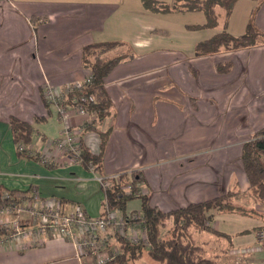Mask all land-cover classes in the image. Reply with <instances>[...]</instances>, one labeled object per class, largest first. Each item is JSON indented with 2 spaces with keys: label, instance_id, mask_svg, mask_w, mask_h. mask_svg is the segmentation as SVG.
I'll return each mask as SVG.
<instances>
[{
  "label": "crops",
  "instance_id": "1",
  "mask_svg": "<svg viewBox=\"0 0 264 264\" xmlns=\"http://www.w3.org/2000/svg\"><path fill=\"white\" fill-rule=\"evenodd\" d=\"M160 1L173 4L175 0ZM256 8L254 22L264 32V2L257 7L256 0H237L228 16L220 6L217 12L224 14L223 26L238 36L246 31ZM162 15L146 8L142 0H0V185L19 195H35L39 203L60 202L66 211L79 206L90 216L100 215L104 200L100 176L56 146L68 124L80 130L84 144L96 153L101 151L100 133L108 132L104 177L140 171L143 194L164 212L214 198L219 187L227 190L237 184H232L234 177L241 191L250 195L244 170L234 174L233 168L226 167L223 178L219 174L220 157L222 161L233 157L232 143L221 148L217 141L212 147L204 144L203 151V139L250 138L264 126V44L208 57L194 55L195 48L188 53L167 49L159 45L165 30ZM102 41L124 43L106 56L120 54L122 47L130 49L129 56L105 78L112 99L109 115L96 122L94 113L68 106V118L57 114L59 125H50L53 107L44 105L43 91L65 90L83 82L90 70L83 65L82 47ZM222 55L233 62L232 72L225 77L216 71ZM171 82L180 92L172 97ZM224 83L229 92L248 85L260 93L257 109L251 116L246 114L245 124L240 121L244 111L238 110L226 115L223 130H205L203 116L212 115L216 101L200 99L192 113L189 96ZM251 96H245L247 105ZM11 116L33 125L31 150L40 161L19 156ZM172 156L178 159L169 161ZM136 199L140 200L137 208L128 209L132 201L127 202L128 214L140 211L141 199ZM250 200L251 209L257 211L214 216L211 224L225 235L208 232V239L198 242L195 233L204 231H194V239L216 264H264V249L256 238V231L264 227V204L252 195ZM43 240L39 245L28 238H0V264H85L69 239L47 235ZM213 240L222 246L210 255L207 249Z\"/></svg>",
  "mask_w": 264,
  "mask_h": 264
},
{
  "label": "trees",
  "instance_id": "2",
  "mask_svg": "<svg viewBox=\"0 0 264 264\" xmlns=\"http://www.w3.org/2000/svg\"><path fill=\"white\" fill-rule=\"evenodd\" d=\"M237 0H175L172 5L160 0H142L143 5L157 12L173 11H203L206 15L205 26L214 27L218 24L220 6L228 16ZM257 7L264 0H256ZM247 24L246 31L241 35H233L226 29L214 34L196 44L195 53L197 56L217 53L224 49L239 50L264 44V32L254 22V14ZM199 26V25H198ZM196 25L190 28L198 27ZM121 41L93 42L82 47V62L90 70L91 80L86 81L82 86L72 85L63 90L61 103L65 106H82L85 111L96 115V122L102 121L111 111L112 99L105 86V78L113 68L128 53H120L113 56L105 54L123 45ZM230 66V64H229ZM222 69V66H220ZM220 69V68H219ZM42 99L47 109L52 104L47 100L44 91ZM9 125L12 131L13 140L17 145L19 156L40 161L38 153L31 150L34 139L33 125L21 118L11 116ZM93 127L89 125L88 128ZM107 133H100L101 151L93 152L82 139L81 165L93 170L109 185L103 186L104 200L101 215H106L109 210H120L126 212L127 202L133 198L141 199V216L143 226L146 228L149 244L143 242L134 243L126 236L114 234V241L119 245L120 252L107 264H130L132 261L141 258L146 253L153 261L159 264H216L215 259L207 255L206 249L194 239V231H206L225 235L216 230L211 222L216 214L227 212L249 213L253 210L245 209L233 204L225 196H217L211 199L192 202L186 206L178 207L175 210L164 212L158 206H153L148 194L138 193L139 182L144 181L141 172H122L118 177H104L103 173V152ZM23 149H20V146ZM241 161L244 172L249 181L251 190L261 204H264V126L260 127L242 146ZM132 178V190L127 192L124 189L129 179ZM31 197L26 193L17 194L15 190L6 189L0 185V208L12 200H24ZM133 213V212H131ZM4 233V232H3Z\"/></svg>",
  "mask_w": 264,
  "mask_h": 264
},
{
  "label": "rangeland",
  "instance_id": "3",
  "mask_svg": "<svg viewBox=\"0 0 264 264\" xmlns=\"http://www.w3.org/2000/svg\"><path fill=\"white\" fill-rule=\"evenodd\" d=\"M166 3L169 5H172V2H170V1L166 2ZM154 12H157V11H154ZM159 13L163 14L162 20L160 23H163L164 27H165V30L163 31L162 43H160L159 45H162L163 47H165L167 49L178 50V51H182L184 53H188L189 51H191L195 48L197 43L212 37L214 34L220 32L224 29L227 30V28L225 26H223L224 25V18H223L224 14L222 12H221V15L219 16L218 24L214 27L213 26L208 27V26L204 25L206 23V15L203 11H187L186 10V11H173V12L171 11V12H159ZM183 24H184V27H183ZM192 25H196V26L199 25V26L194 27V28H190L189 26H192ZM157 40H161V38H159ZM157 43H158V41H157ZM121 51H122L121 53H127V52L129 53L130 49H128L126 47H122ZM233 51H235V50H233V49L228 50V49H224V47H223L222 50L217 52V53L222 52V53L226 54L228 52H233ZM217 53L200 55V57H208L209 55H214ZM231 54H234V53H231ZM194 55H196V53H194ZM218 58L219 59L221 58L220 59L221 61L219 63H217L216 71L219 75L221 74V75H223V77H225V75L230 74L232 72L231 70L233 67V62L229 59H223L224 58L223 55H222V57H218ZM229 64H230V66H229ZM220 66H222V69ZM194 74H195V72H194ZM224 84L223 85H217V86H215L216 88H212V89H210L208 87H207L208 89L204 88V90L206 92L202 91L201 95H199L200 97L195 96V95L189 96V100L191 102V107H189V108H190V111H192V113L196 109H198V104H197L198 100L204 98V100L207 99V101H209V100L216 101L215 102L216 106L211 107V109L214 111L212 113V115H209V113H208L207 116L209 118L207 117V119L204 118V116H203L202 128L205 130H211V129H214L217 127L219 130H223V127L226 128V115L229 116L238 110H239L238 112L244 111V113H241V115H240L241 116L240 121H242L245 124V121L247 119L246 118L247 115L251 116L252 112L254 110L256 111V109H257L256 105L259 102L258 96L260 93L252 91L251 89H249L248 85H241V84H240L241 85L240 88L237 91H233V92L230 91L229 92V89H228L229 87L227 86L228 84L227 85L226 84L224 85ZM172 85L173 84L171 82V85H170L171 97L173 96L172 93H178L179 92L178 88H176V87L172 88ZM50 89H51V91L49 92ZM50 89L45 88V90H44V94H45L47 100H52L53 98H56L55 100L57 102L63 100V98L61 99V97L63 95L62 94L63 90H56L53 88H50ZM251 94H253V97L251 96ZM48 96H50V97H48ZM245 96H251L250 98L248 97L249 102H250L249 105H247V103H246V101L248 99ZM185 97H188V96L186 95ZM243 104H244V106H243ZM62 105L67 110L68 106H65L64 104H62ZM51 106L53 107V110H52L53 114H52V118L50 120V122H51L50 125H55V124L59 125V120L57 119V114L61 116V113L57 109L58 105L53 101ZM211 109H209V110L211 111ZM203 115H205L204 112H203ZM204 119H206V120H204ZM53 122H55V124ZM38 127L41 128L40 125H38ZM258 129H256L254 131V133ZM55 130H57L56 127H54V131ZM54 131H52V133ZM254 133H252L251 137H253ZM251 137L250 138H248V137L237 138V139H232V140L231 139L225 140V139H219V138L217 140L203 139V151H204V148H206V147H204L205 145H207V147L215 146V141H217L216 142L217 147H219V148H221L222 146L224 147L227 144L231 145V143H232L231 148H233L232 150L235 152L232 155L233 157L231 156L232 157L231 161L230 160H227V161L223 160L222 161V158L220 157V160L218 163L219 169H223L222 171H219V174L221 175L222 178L225 175L224 170L226 169V167L229 169L233 168L234 174L236 173V171L241 170V172H242V170H244V169H242V166H241L242 164L240 162V157H241L240 155L242 153V146H243L244 142L251 139ZM206 140H208V141H206ZM39 145L40 144H37V147H39ZM240 151H241V153H240ZM177 159H178V156L176 158H173V156H172L169 161H176ZM225 162H229V163H225ZM137 172H140V171H137ZM227 172H229V171H227ZM235 183H237L235 186L229 187L227 190H222L223 187L222 188L219 187L218 196H225L227 199H230L233 202V204H236L237 206L245 209L246 211L252 210L251 207L253 206V203L250 200V196L252 195L253 198H255L257 202H259V200L255 197L251 188H250V192H251L250 195H245V193H243L241 191L240 186H238V180L236 177H234L232 184H235ZM141 184H144V181L138 183V186L140 187L138 193L143 194ZM125 186H130L129 188H124L127 192H130L132 190V186H133L132 185V178L129 179L128 183L126 185H124V187ZM130 201H132V202L128 204V209L139 207V205H140L139 199L133 198ZM36 203L37 202H36L35 195H31V197L25 198L24 200H17V199L15 200L14 199V200L10 201L9 203L3 205L0 208V238H4V239L8 238V236H10V234L12 232L14 233L16 231V228L14 227L13 224H15V225L17 224L19 227H21V229L26 227L28 229L32 228L33 231L36 230L38 224L40 223L39 219H37V217H35L29 210L28 211H22V212H19L17 210V207L20 205L24 206L26 209H28V208H30L31 205L34 206V204H35V206H36ZM37 204H38L37 207H40L39 203H37ZM10 205L11 206L13 205L10 211H6V210L2 211L5 208H10ZM53 206L56 207V205H53ZM253 211H257V209L253 208ZM243 220H249V219L244 218ZM208 236H210V233L205 232V231L195 233V238L198 242H199V239H201V240L208 239ZM211 238H213V237H211ZM221 246H222V244L213 240L211 242L210 246H208V249H207L208 253L210 255L217 253L218 248ZM130 264H159V263H157V262L154 263V261L152 262L150 260V258H148L146 256V253H144L142 258H140L138 260H134Z\"/></svg>",
  "mask_w": 264,
  "mask_h": 264
},
{
  "label": "built area",
  "instance_id": "4",
  "mask_svg": "<svg viewBox=\"0 0 264 264\" xmlns=\"http://www.w3.org/2000/svg\"><path fill=\"white\" fill-rule=\"evenodd\" d=\"M90 80L91 75L76 86L80 87L84 82ZM55 99L53 98L52 100L58 105L57 109L61 113V117L66 120L68 118L67 110L61 101L57 102ZM75 107L81 113L86 112L82 106ZM56 146L64 154L69 155L76 163H81L82 146L78 128L68 124L65 125L60 138L56 141ZM20 149H23L22 145ZM113 177H118V174ZM99 179L104 187L109 185L108 180H104L102 177H99ZM129 187L125 186L124 188ZM37 203L36 206L35 204L34 206L31 205L28 209L21 205L17 207L19 212L29 210L39 219L40 223L36 230L33 231L32 228H29V230L26 227L21 229L17 224H13L16 231L12 232L8 239L28 238L30 243L34 241L36 244L42 245L44 242L43 238L47 235L66 238L72 242L76 255L81 261L84 260L85 264H107L108 261L119 254V245L114 241V234L116 233L126 236L134 243L143 242L146 245L149 244L140 211L124 215L120 210H109L106 215L90 216L79 206L66 211L60 202L39 203L40 207H37ZM53 205H56V207ZM12 206L10 205V208H5L2 211H10ZM256 238L261 248L264 249V227L256 231Z\"/></svg>",
  "mask_w": 264,
  "mask_h": 264
}]
</instances>
